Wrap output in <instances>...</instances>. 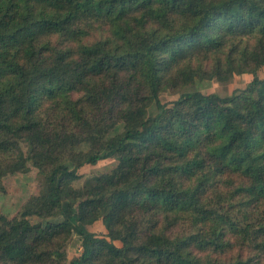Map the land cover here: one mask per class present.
I'll return each mask as SVG.
<instances>
[{"label": "trees", "instance_id": "trees-1", "mask_svg": "<svg viewBox=\"0 0 264 264\" xmlns=\"http://www.w3.org/2000/svg\"><path fill=\"white\" fill-rule=\"evenodd\" d=\"M262 68L264 0H0V190L42 177L0 214V262L68 264L77 234L69 264H264ZM243 74L224 98L160 99Z\"/></svg>", "mask_w": 264, "mask_h": 264}, {"label": "rangeland", "instance_id": "rangeland-1", "mask_svg": "<svg viewBox=\"0 0 264 264\" xmlns=\"http://www.w3.org/2000/svg\"><path fill=\"white\" fill-rule=\"evenodd\" d=\"M93 40L95 38H92ZM259 78H264V68L258 72ZM253 76L251 74L235 75L227 82H220L216 78L212 80H197L194 84L183 87L179 90H168L160 95L162 103L170 104L178 100L183 94L201 92L204 95L216 93L221 97H227L235 91L246 89ZM157 113V107L153 105L149 109L150 115ZM121 131L119 127L116 132ZM24 150L28 151L27 145H23ZM89 146H82L80 150H87ZM117 165V161L113 158L105 159L96 165H86L80 170L82 175V184L87 178L110 173ZM30 170L27 173H18L15 175L7 174L2 178L3 190H0V214L8 219L14 218L34 195H38L42 186V177L39 171L29 164ZM55 220V219H54ZM58 221V220H55ZM90 232L99 235H106L107 229L103 221H97L93 225L87 227ZM82 239L74 234L65 244L63 253L69 262L79 257L82 253ZM2 264V262H0Z\"/></svg>", "mask_w": 264, "mask_h": 264}]
</instances>
